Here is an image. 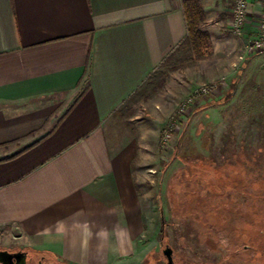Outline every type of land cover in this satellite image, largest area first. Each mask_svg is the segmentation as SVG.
<instances>
[{
    "label": "crops",
    "instance_id": "0c3cea01",
    "mask_svg": "<svg viewBox=\"0 0 264 264\" xmlns=\"http://www.w3.org/2000/svg\"><path fill=\"white\" fill-rule=\"evenodd\" d=\"M181 3L0 0V233L73 264L129 258L145 146L127 102L185 41Z\"/></svg>",
    "mask_w": 264,
    "mask_h": 264
},
{
    "label": "rangeland",
    "instance_id": "374dc122",
    "mask_svg": "<svg viewBox=\"0 0 264 264\" xmlns=\"http://www.w3.org/2000/svg\"><path fill=\"white\" fill-rule=\"evenodd\" d=\"M232 7L221 0L218 15L203 12L202 57L179 47L127 102L145 146L134 173L144 218L124 264L164 260L166 246L176 264H264V52L246 49L259 36L261 5L248 0L239 36ZM49 106L43 133L64 110ZM9 243L22 245L0 233Z\"/></svg>",
    "mask_w": 264,
    "mask_h": 264
},
{
    "label": "trees",
    "instance_id": "16d2710c",
    "mask_svg": "<svg viewBox=\"0 0 264 264\" xmlns=\"http://www.w3.org/2000/svg\"><path fill=\"white\" fill-rule=\"evenodd\" d=\"M182 9H183V15L185 18L187 37H186L185 41H183L179 45V47L189 45L193 55L197 58H200L207 51L208 45H209L208 33L205 31H202L199 28V24L203 20V11L201 9V6H200L198 0H183L182 1ZM151 78H149L148 83L151 81ZM159 147L162 149L161 145H159ZM14 156H12V157H14ZM206 167H208V166H206ZM216 173H220V172L217 171ZM225 184H230V183L227 182ZM261 196H263V195H261ZM257 202H258V199L256 198L255 204H258ZM255 210L257 212L259 211L258 209H255ZM259 237L263 238L264 233H261Z\"/></svg>",
    "mask_w": 264,
    "mask_h": 264
},
{
    "label": "flooded vegetation",
    "instance_id": "af4514ba",
    "mask_svg": "<svg viewBox=\"0 0 264 264\" xmlns=\"http://www.w3.org/2000/svg\"><path fill=\"white\" fill-rule=\"evenodd\" d=\"M165 248L161 253L164 260L158 259H145L140 264H167L165 255L163 254ZM172 263L176 264L173 260V252L171 250ZM0 264H73L64 260H60L49 254L32 250L24 245L17 243L0 244ZM92 264V263H90Z\"/></svg>",
    "mask_w": 264,
    "mask_h": 264
},
{
    "label": "built area",
    "instance_id": "2783aa9c",
    "mask_svg": "<svg viewBox=\"0 0 264 264\" xmlns=\"http://www.w3.org/2000/svg\"><path fill=\"white\" fill-rule=\"evenodd\" d=\"M260 2V20H259V36L257 39L249 41L246 49L249 53L260 54L264 52V0ZM248 0H233L232 18L230 22L231 30L236 35H242L243 27L247 15Z\"/></svg>",
    "mask_w": 264,
    "mask_h": 264
},
{
    "label": "water",
    "instance_id": "95a60500",
    "mask_svg": "<svg viewBox=\"0 0 264 264\" xmlns=\"http://www.w3.org/2000/svg\"><path fill=\"white\" fill-rule=\"evenodd\" d=\"M163 254L166 257L167 264H173L172 263V258H171V249L168 246L165 247V249L163 251Z\"/></svg>",
    "mask_w": 264,
    "mask_h": 264
}]
</instances>
